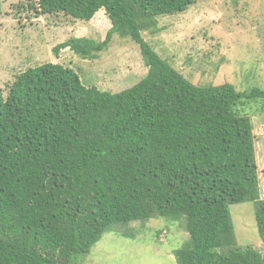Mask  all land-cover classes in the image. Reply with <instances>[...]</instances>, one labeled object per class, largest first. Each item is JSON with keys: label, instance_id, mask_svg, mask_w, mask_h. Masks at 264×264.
Wrapping results in <instances>:
<instances>
[{"label": "trees", "instance_id": "obj_1", "mask_svg": "<svg viewBox=\"0 0 264 264\" xmlns=\"http://www.w3.org/2000/svg\"><path fill=\"white\" fill-rule=\"evenodd\" d=\"M198 1L29 6L36 18L82 22L104 10L112 24L104 41L70 38L54 54L95 58L117 35L139 46L148 74L113 94L46 63L17 76L7 97L0 90V264H75L116 226L150 219L185 222L190 238L175 251L177 264H264L259 251L237 246L230 211L256 203L264 242L254 125L237 111L264 91L194 85L142 36Z\"/></svg>", "mask_w": 264, "mask_h": 264}, {"label": "rangeland", "instance_id": "obj_2", "mask_svg": "<svg viewBox=\"0 0 264 264\" xmlns=\"http://www.w3.org/2000/svg\"><path fill=\"white\" fill-rule=\"evenodd\" d=\"M38 0H0V90L7 97L17 76L46 63L73 69L87 88L120 93L148 74L139 46L114 36L95 58L84 59L69 48L54 54L70 38L96 43L106 39L112 24L99 11L90 22L64 14L35 17L29 8ZM162 59L197 86L232 84L238 92L264 91V0H199L187 12L159 18L157 32L143 31ZM254 125L256 161L264 199V100L237 107ZM254 202L230 207L238 247L264 256ZM128 232L136 239L121 234ZM190 235L185 222L150 219L118 225L104 235L90 254L75 264H177L175 251Z\"/></svg>", "mask_w": 264, "mask_h": 264}]
</instances>
